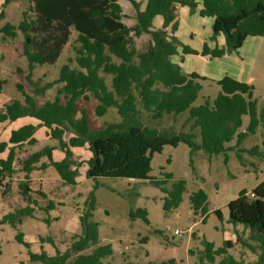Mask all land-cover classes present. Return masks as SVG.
<instances>
[{"label": "trees", "instance_id": "trees-1", "mask_svg": "<svg viewBox=\"0 0 264 264\" xmlns=\"http://www.w3.org/2000/svg\"><path fill=\"white\" fill-rule=\"evenodd\" d=\"M14 1L17 0H4L0 19L6 16V8ZM26 1L29 5L19 24L7 21L0 31L5 41L23 34V54L29 64L27 80L33 86V93L26 90L24 83H17L23 100L7 103L0 111V122L24 116L35 117L49 129L48 135L57 139L59 145L36 150L21 160L24 177L19 188L24 196H30L32 192L30 173L33 170L53 166L66 185L75 186L79 183V168L86 164V176L95 181V188L99 177L148 180L161 187L166 193L164 208L169 212L179 207L187 181L179 179L168 189L164 185L172 178L171 173H167L164 179L150 176L153 156L161 153L166 145L177 147L181 143L187 144L192 166L194 156L200 150L211 156L224 153L226 162L227 152L237 150L244 166L247 163L243 152L264 158V151L259 146L240 147L249 134L256 133L259 126L264 125V107L258 108L254 85L225 75L217 80L221 87L218 96L206 98L204 103L196 105L202 89L201 80L208 78L198 72L186 73L181 63L172 59L180 53L181 42L175 35L179 5L188 6L193 11L201 6L199 14L214 19L211 39L221 33L226 38L225 46L211 48L205 43L201 52L183 45V53L216 58L238 52L248 37L264 36V0H147L144 8L139 0ZM122 1L134 7L133 15L124 11ZM157 15L164 18L161 28L154 27ZM128 18H133L134 23L129 24ZM170 26L171 33L168 31ZM73 30L77 32L72 45L74 57L62 66L57 79L42 85V79L33 78L35 68L54 65L70 41ZM144 34L150 38L144 48H140L138 39ZM73 63L76 65L72 66ZM6 83L8 79H0V93ZM57 84H62V87L55 99L39 105L38 96ZM90 95L98 101L95 107L97 115L102 116L108 108L114 107L119 120L96 131L90 128L86 109L76 120L78 101L80 98L88 101ZM186 112L188 121L192 122L188 131L159 127L165 114H172L175 118ZM144 113L154 121L152 125L146 124ZM245 114L250 116V122L246 130L241 131ZM35 130L33 124L23 125L11 132L8 141L0 142V153L9 150L8 156L0 159V185L15 172L14 163L20 161L18 150L26 143L33 145L38 142ZM233 140L235 145H228ZM75 147H86L91 152L90 157L84 162L78 161L72 151ZM56 148L66 153L63 159H53ZM44 157L49 159L48 163L42 162ZM5 186L4 194H7L10 185L5 183ZM190 201L195 214L201 211L205 218L209 212L208 193L201 188L191 195ZM96 205L97 197L92 191L81 212V230L72 233L71 244L65 251L57 247L55 255L46 251H30L31 260L43 264H115L114 248L111 243L102 242L100 223L94 219ZM228 207L230 222L243 224L245 229H249V239L237 231L235 241L226 239L218 248L214 242L205 240L203 249L198 252L189 250L191 255H198L193 264H264V181L250 195L242 190ZM32 211V207H23L0 219V223H10L17 229V240L27 247L29 244L17 224L22 222V216L31 215ZM215 213L222 218L220 209ZM129 217L132 221L141 218L149 223L146 208L132 209ZM46 240L55 245L53 238L41 237V241ZM238 244L256 253L258 258L253 261L237 258L231 249ZM120 264L134 263L125 260ZM146 264H176V261L169 259Z\"/></svg>", "mask_w": 264, "mask_h": 264}, {"label": "rangeland", "instance_id": "rangeland-1", "mask_svg": "<svg viewBox=\"0 0 264 264\" xmlns=\"http://www.w3.org/2000/svg\"><path fill=\"white\" fill-rule=\"evenodd\" d=\"M124 3V11L130 15L134 14V7L129 2ZM28 5L26 0H17L8 5L6 16L0 19V27L7 21L19 24ZM205 19L213 18L202 17L190 7L182 6V10L178 11V30L175 32L181 42L180 53L173 56L172 59L180 61L183 57V66L186 72L204 70L202 72H207L210 76L207 77L211 78L216 74L212 73L215 72V68L216 71L220 69L217 68V65L214 68L215 63H221L219 61L222 59H212L201 54L186 55L182 51L183 45L201 50L207 31ZM126 21L129 24L134 23L133 18H128ZM153 23L155 27L161 28L163 17L155 18ZM168 31L172 32L171 26ZM76 36L77 32L73 30L70 41L65 46L58 61L54 65H42L35 68L33 78L42 79V85L57 79L62 66L68 64L69 58L75 55L72 45ZM149 38L148 34H144L138 39L140 48H144ZM225 41L226 38L223 33L214 39V42L219 46H223ZM23 42V34H19L14 40L5 41L2 39L0 31V79H8V83L5 84L0 94V111L3 110L5 104L11 103L13 100H23L22 93L17 89V83H24L27 91L33 93V86L27 80L29 64L26 56L22 53ZM18 53H22V55L20 56ZM237 55V61L243 63L240 68L244 73V78H246L243 81L254 85V98L261 109L264 107V36L250 37ZM14 56L16 58H13ZM227 59L231 58H225V60ZM75 65V63L72 64V66ZM226 65L234 71L235 63L228 61ZM19 69L22 71L20 72ZM201 83L202 90L195 102L196 105L204 103L206 97L209 98L210 96L214 99L221 92V87L217 82L203 81ZM60 87L62 84L47 89L44 95L38 96V104L43 105L47 101L54 100ZM97 105L98 101L92 95L88 101L80 98L74 115L75 118L80 119L81 111L86 109L90 116L92 131L105 127L107 123L119 120L118 111L114 107L108 108L107 113L102 116L97 115L95 112ZM143 118L148 125L154 123L146 113L143 114ZM25 121L32 122L36 126L35 138L38 140V144L34 148L29 144H25L23 147L40 150L47 146L59 145L57 139L47 135L46 126L37 123V119L29 116L18 121L0 122V142L8 141L11 132L21 127ZM243 121V129L246 130L250 121L249 115L244 116ZM191 123L188 121L187 112L175 118L165 114L160 121V126L164 128L174 127L176 131H188ZM263 143L264 128L261 127L258 133H251L244 139L241 148L249 149L257 144L260 150L264 151ZM72 151L75 158L82 162L91 155L86 147L72 148ZM8 152L7 149L0 153V159L6 158ZM227 154L228 161L226 162L224 153L211 156L200 150L195 154L192 166L190 164V147L185 143H181L177 147L166 145L161 153H156L152 160L151 177L164 179L167 173H171L172 178L168 179L164 185L168 189H171L173 183L179 179L187 181L186 191L179 207L173 208L169 212H166L164 208L166 193L161 187L150 183L148 180L99 177L98 187L95 188V181L86 176L85 164L79 168L78 186L76 188L67 187L66 191H61L62 187L58 191L54 189L53 191L44 189L41 191L38 188L40 187L37 184L38 180L53 179V176H60L53 166L33 170L30 175L37 181L34 185L36 188L34 197L31 194L24 196L19 188V182L24 174L21 170V160L25 158L23 155L20 161L17 160L14 163L16 170L12 177L4 179L0 185V219L23 207H32V214L34 210H36V214L22 216V222L17 224L29 247L17 240V229L12 224L0 223V264H43L32 261L30 251L37 253L46 251L50 255H55L56 247L64 250L65 246L71 244V232L63 233L67 225L65 217L74 214L79 218L88 200V194L90 195L92 191H95L97 197L94 219L100 223V236L103 242L111 243L114 248L113 261L115 264L123 263L125 260L134 264H146L149 261L162 262L169 259H174L176 264H193L197 261L198 255H191L189 250L193 249L198 252V250L203 249L205 240L214 242L215 247L218 248L223 246L226 239L235 241L237 231L241 233L243 238L249 239L251 234L249 229H245L243 224L235 225L230 222L228 203L236 199L242 190H246L250 195L252 189L264 181V158L244 152L243 158L247 163V166H244L238 157L237 150L228 151ZM65 156L66 153L60 148L54 149V160H61ZM45 160L48 161L49 159L46 158ZM254 168H257V171ZM5 183L10 185V191L7 194H4ZM201 188L209 196V212L205 218L201 211L199 214H195L190 201L191 195ZM80 190L84 192L82 194L84 199L80 198L81 193L78 194ZM60 203L61 205H59ZM53 205L56 206L53 207ZM139 207L148 210L149 223L144 222L141 218L134 221L130 219L129 212ZM217 209L222 211V218L215 213ZM45 213L48 216L44 217ZM72 230L79 232L81 230L80 224L74 226ZM176 230H179L180 234H176ZM41 237L53 238L56 245L47 240L41 241ZM231 250V253L237 258H244L247 261L258 258L256 253L248 248H243L240 244Z\"/></svg>", "mask_w": 264, "mask_h": 264}, {"label": "crops", "instance_id": "crops-1", "mask_svg": "<svg viewBox=\"0 0 264 264\" xmlns=\"http://www.w3.org/2000/svg\"><path fill=\"white\" fill-rule=\"evenodd\" d=\"M141 3H142V8H144L145 7V5H146V3H147V0H139ZM4 2V0H0V9H1V6H2V3ZM124 2H126V1H122V5H123V7H124V5H125V3ZM200 7L201 6H199L198 7V9H197V12H198V14H199V9H200ZM180 10H182V6H178V11H180ZM130 15V14H129ZM133 15V14H132ZM200 15V14H199ZM159 16H161V15H157L155 18H159ZM201 16V15H200ZM162 17V16H161ZM203 17V16H202ZM207 17V16H206ZM210 18H212V17H210ZM134 20V19H133ZM163 23H164V18H163ZM205 23H206V27H207V31H206V36H205V38H204V44L205 43H207L211 48H213V47H215V46H219L216 42H214V40H212L211 39V37H212V35H213V23H214V19H205ZM163 26V25H162ZM155 27V26H154ZM155 28H157V27H155ZM252 38L253 37H258V36H251ZM249 38L250 37H248L246 40H245V42H244V46H245V43L249 40ZM210 39V40H209ZM204 44H203V47H204ZM225 44H226V41H225V43L223 44V46H225ZM243 45H242V47H243ZM223 46H219V47H223ZM203 47L201 48V50H196V51H199V52H201L202 51V49H203ZM241 47V48H242ZM192 48V47H191ZM241 48L239 49V51L238 52H240V50H241ZM194 49V48H193ZM181 50H182V48H181ZM179 51H180V48H179ZM183 51V50H182ZM238 52H236V53H232V54H226V55H224V56H222V57H216V58H212V57H210V56H205V57H208V58H212V59H222V61H219V62H221V63H215V66H214V68L216 67V65H217V68H220L219 70H217L216 71V68H215V72H212V73H216L215 74V76H213V77H211V78H208V77H210V76H208V73L207 72H202V71H204V70H192V71H190V72H186L185 70H184V66H183V62L180 60V61H175V62H180L181 63V65H182V68H183V70L186 72V73H191V72H198L199 74H201L202 76H204L205 75V77H207L208 79H206V80H201V82H209V83H215V82H217V80H219V79H221V78H223L225 75H230V76H232V77H234V78H236V79H238V80H241V81H243V80H245L246 78H244V73L240 70V68L243 66V63H239V61H237V59L236 58H238L237 56V53ZM22 53H23V51H22ZM22 53L21 54H19L20 56L22 55ZM184 54V53H183ZM186 55H189V54H186ZM193 55V54H192ZM202 55V54H201ZM202 56H204V55H202ZM236 56V57H235ZM13 58H16V56H14ZM22 58V57H21ZM225 58H231V59H227V60H225ZM223 60H225V61H223ZM228 61H232L233 63H235V66H234V71L233 70H230V67H228V65H226V63H228ZM212 71V70H211ZM210 72V71H209ZM217 75V76H216ZM202 84V83H201ZM218 84V83H217ZM27 90V89H26ZM202 90V89H201ZM2 93V92H1ZM0 93V94H1ZM207 98V97H206ZM205 98V99H206ZM209 98H211V99H213L212 97H210L209 96ZM216 98V97H215ZM197 101V100H196ZM6 105V104H5ZM5 107V106H4ZM259 108V107H258ZM4 109V108H3ZM260 109V108H259ZM108 111V110H107ZM169 115H172V114H169ZM248 114H245V115H243V118H244V116H247ZM172 116H174V115H172ZM26 117H28V116H24V117H21V118H18V119H16L15 121H18V120H20V119H25ZM29 117H32V116H29ZM250 117V116H249ZM33 118H35V117H33ZM74 118H75V116H74ZM35 119H37V118H35ZM76 119V118H75ZM76 120H79V119H76ZM7 121H9V120H7ZM12 121H14V120H12ZM118 121V120H117ZM5 122V121H4ZM41 123V121L40 120H38L37 119V123ZM250 122V121H249ZM35 123H36V121H35ZM26 124H32V122H27V121H25L24 122V124L23 125H26ZM243 124H244V121H243ZM243 124H242V127H241V131H244V129H243ZM22 125V126H23ZM34 125V124H33ZM161 127V126H160ZM261 127L262 128H264V125H260L259 126V128L257 129V133L259 132V130L261 129ZM20 128V127H19ZM47 128V127H46ZM48 131H49V129L47 128V135H48ZM34 136H35V134H34ZM49 136V135H48ZM50 137V136H49ZM52 138V137H51ZM247 138V137H246ZM245 138V139H246ZM244 141V140H243ZM235 143H236V141L235 140H233V141H231L230 143H228V145H230V146H233V145H235ZM26 144H28V143H26ZM38 144V142L36 143V144H33V145H31V144H29V146H31V147H33L34 148V146L35 145H37ZM25 145V144H24ZM23 145V146H24ZM254 146H258L257 144L256 145H254ZM254 146H252V147H254ZM241 147V146H240ZM252 147H250V148H252ZM76 148V147H75ZM243 149H246V148H243ZM34 151H36V150H31V149H27V148H25V147H22L20 150H18V157L20 158V159H22V156L24 155L25 156V158L24 159H26L32 152H34ZM54 151V150H53ZM2 153V152H1ZM243 154H244V152H243ZM90 157V156H89ZM47 157H44V158H42V162H49V160L48 161H46L45 159H46ZM24 159H22V160H24ZM86 165V164H85ZM47 168H49V167H47ZM35 170H40V169H35ZM254 170H256L257 171V168H254ZM23 177H24V174H23ZM23 177L21 178V181H22V179H23ZM31 178H32V176H31ZM20 181V182H21ZM35 179L34 178H32V185L34 186L35 185ZM19 182V183H20ZM37 182V181H36ZM263 182V181H262ZM261 182V183H262ZM261 183H259V184H261ZM37 184H39L40 185V187H38V188H40L41 189V191H42V189H44V190H46V191H53V189L55 190V191H58V189L59 188H63L61 191H66L65 189H67V187H77L78 186V184L77 185H75V186H72V185H66L64 182H63V180L61 179V177L59 176V177H55V176H53V179H44V180H38V182H37ZM258 184V185H259ZM257 185V186H258ZM32 186V187H33ZM257 186H255L253 189H252V191L257 187ZM33 189V191H32V193H31V195L34 197V194H35V186L32 188ZM82 190H80V192L78 193V194H80V198H82V199H84V197H83V193L84 192H81ZM88 196H89V194H88ZM229 204V203H228ZM59 205H61V203L59 204ZM41 207H45V206H43V205H40ZM56 206V205H55ZM54 205H53V207H55ZM34 207V209H36V207L35 206H33ZM41 209V208H40ZM33 214L35 215L36 214V210H34V212H33ZM32 214V215H33ZM46 215L48 216V214H44V217H46ZM80 216H81V214H80ZM80 216H79V218H77L76 217V215H74V214H69V215H67L66 217H65V219H67V225H66V228L63 230V233H70L71 232V235H72V233H74V231L72 230V228L74 229V226H76V225H79L80 224ZM74 220H75V223H74ZM101 240H102V238H101ZM102 242H103V240H102ZM66 244V243H65ZM55 245H56V243H55ZM69 245H70V243H69ZM69 245L68 246H65L66 248L64 249V250H62V249H60V248H58V249H60L61 251H65L68 247H69Z\"/></svg>", "mask_w": 264, "mask_h": 264}, {"label": "built area", "instance_id": "built-area-1", "mask_svg": "<svg viewBox=\"0 0 264 264\" xmlns=\"http://www.w3.org/2000/svg\"><path fill=\"white\" fill-rule=\"evenodd\" d=\"M175 233H176V234H180V231H179V230H176Z\"/></svg>", "mask_w": 264, "mask_h": 264}]
</instances>
